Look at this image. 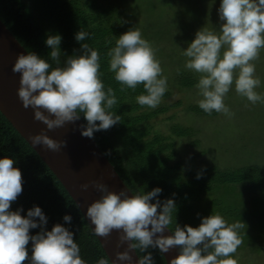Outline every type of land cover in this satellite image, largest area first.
Segmentation results:
<instances>
[{
    "label": "clouds",
    "instance_id": "1",
    "mask_svg": "<svg viewBox=\"0 0 264 264\" xmlns=\"http://www.w3.org/2000/svg\"><path fill=\"white\" fill-rule=\"evenodd\" d=\"M217 13L222 21L219 28L198 29L181 54L186 58L184 68L199 74L195 84L200 97L196 101L198 107L208 114L215 111L231 117L224 104L230 88L234 87L236 94L252 104L264 103V96L255 91L261 81L254 75L252 63L264 48V0H220ZM90 36L83 29L74 34L81 53L77 55L74 50L63 64L62 36L48 34L44 40L51 49L48 60L31 51L18 55L13 65L12 71L20 73L19 99L25 108H33L34 119L42 121L49 130L78 120L82 114L86 125L82 126L81 135L92 138L94 132L120 122V115L110 111L117 100L113 89L108 87L105 91L100 79L98 52L84 42ZM107 57L108 71L121 85V91L125 87L135 90L142 84L146 94L136 96V102L150 108L160 103L167 81L161 75L154 49L138 29L130 28L119 35ZM52 63L56 66L52 67ZM31 142L51 150H58L65 143L43 131L32 136ZM14 162L15 158H0V264H22L26 259L28 264H86L73 232L61 223L48 230V218L39 206L33 205L23 216L22 209L9 210L22 191L21 171L13 167ZM200 175L197 173L196 178ZM93 186L101 193L85 214L94 225L93 234L106 237L113 229L122 230L119 241L128 242L127 249L117 252L111 264H155L148 249H158L163 254L173 247L178 255L168 264H236L231 254L241 244L239 233L245 228L244 222L229 223L212 211L201 217L198 226L181 227L176 222L174 198L151 202L162 192L160 187L129 196L123 189L119 193L109 191L103 183L94 182ZM81 187L87 189L88 185ZM62 219L71 224V215L65 214ZM173 224L174 228L170 227ZM37 228L40 231L30 235L29 230ZM165 229L171 234L164 235ZM29 241L31 256L26 249ZM129 249L145 254L133 262ZM96 264L109 261L100 257Z\"/></svg>",
    "mask_w": 264,
    "mask_h": 264
},
{
    "label": "trees",
    "instance_id": "2",
    "mask_svg": "<svg viewBox=\"0 0 264 264\" xmlns=\"http://www.w3.org/2000/svg\"><path fill=\"white\" fill-rule=\"evenodd\" d=\"M166 1L0 0V19L27 52L33 51L46 60L51 50L44 43L46 36L60 34L62 64L67 56L74 54V50L77 55L81 53L80 42L74 39V34L80 29L91 34L84 42L98 52L100 79L105 91L108 87L113 89L117 100L110 111L120 115V122L107 130L94 132L92 138L134 195L160 187L162 192L151 202L155 203L157 198L161 201L174 198L177 204L176 222L181 227L185 224L196 227L204 215L198 212L195 201L209 196L220 187H237L263 195L264 163L252 158V155L240 158L243 161L229 166L211 163L196 166L184 163L178 158L176 138H193L195 130L180 123H173L169 127V133L155 128L151 121L165 113L167 107L145 110V106L136 102V96L146 94L142 84H138L135 90L125 87L121 91V85L115 81L113 73L108 71V49L114 47L116 38L130 28L140 31L142 38L154 49V56L159 49L166 46L170 47L171 52L167 51L169 56L175 55L176 51L179 58L185 61L186 58L181 54L182 49L194 39L196 31L203 27L202 24L209 20L206 16L200 17L197 14L193 16L194 20H174L175 14H170V20L168 11L165 12L162 7ZM175 2L180 3V0ZM177 6L179 9L181 4L177 3ZM51 66L56 65L52 63ZM178 72L179 75L174 81L179 87H195L198 73L183 68ZM188 110L206 117L216 114L215 111L211 114L205 113L197 104L189 106ZM80 119L86 125L82 114ZM190 144L198 148L200 141L193 139ZM200 154L204 155L205 151ZM5 156L15 158L13 167L20 169L22 178V191L11 203L9 210L22 209L23 216L33 205H37L48 218V230L54 224L61 223L73 232V239L78 244L80 256L86 264H96L100 257L108 259L67 190L0 112V158ZM197 173L201 174L199 179L196 178ZM212 204L220 206L218 201H213ZM224 209L222 210L227 216L237 214L234 209ZM65 214L71 215V224L63 221ZM170 227L174 228V224ZM39 231V228L29 230L30 235ZM26 249L28 256H31V241ZM148 251L152 252L155 264H166L158 249L150 248ZM137 254L142 256L145 253L137 250ZM22 264H28V260Z\"/></svg>",
    "mask_w": 264,
    "mask_h": 264
},
{
    "label": "rangeland",
    "instance_id": "3",
    "mask_svg": "<svg viewBox=\"0 0 264 264\" xmlns=\"http://www.w3.org/2000/svg\"><path fill=\"white\" fill-rule=\"evenodd\" d=\"M175 1L167 0L162 6L165 12L168 11V16L175 14L174 20H194L193 16L196 14L200 17L206 16L209 21L202 25L209 30H214L215 26L218 29L222 23L217 13L220 0H215V3L212 0H180V3L177 2L181 4L179 9ZM168 18L171 20V16ZM169 48L165 46L159 49L154 56L160 63L161 75L166 78L165 92L168 95H163L155 108L145 106V110L167 107L165 113L151 121L155 128L165 133H169V127L173 123L190 126L195 130L193 138H176L178 158L189 165L202 166L211 163L229 166L252 155V158L264 163V103H250L236 94L233 87L224 97V104L232 113L231 117L218 112L210 117L189 112V106L196 105L200 97L195 87L185 89L175 83L179 69H185V61L179 58L175 49V55L169 56ZM252 63L255 65L254 75L261 81L255 91L264 96V48L259 50L258 58ZM193 139L200 141L198 148L190 144ZM203 150L205 154L201 155ZM243 153L246 155L243 156ZM213 201L220 202V206L213 205ZM194 204L204 216L214 211L229 223L244 222L245 228L239 233L241 244L231 254L232 258L236 264H264V194L258 195L237 187L224 186ZM224 208L234 209L237 214L227 216L222 210Z\"/></svg>",
    "mask_w": 264,
    "mask_h": 264
},
{
    "label": "water",
    "instance_id": "4",
    "mask_svg": "<svg viewBox=\"0 0 264 264\" xmlns=\"http://www.w3.org/2000/svg\"><path fill=\"white\" fill-rule=\"evenodd\" d=\"M20 54H27L26 49L0 19V112L55 174L92 229L94 225H91L85 214L87 207L101 196L93 186L94 182L107 185L108 190L112 192L119 193L123 189L129 196L134 194L102 153L96 141L81 135V128L84 126L81 119L49 130L42 121L34 119L31 106H23L17 94L20 73L12 71ZM42 131L56 141H65L64 145L58 150L48 149L44 145H33L31 137ZM84 184L88 185L87 189L81 187ZM121 231L113 229L108 236L97 237L110 263L116 259L117 252L127 249L128 242L119 241ZM163 234L170 235L171 231L165 229ZM129 253L135 262L138 259L137 252L129 249ZM162 255L168 264L170 259L178 255V250L173 247Z\"/></svg>",
    "mask_w": 264,
    "mask_h": 264
}]
</instances>
